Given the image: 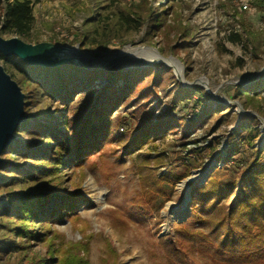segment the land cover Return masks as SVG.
<instances>
[{"label": "trees", "instance_id": "16d2710c", "mask_svg": "<svg viewBox=\"0 0 264 264\" xmlns=\"http://www.w3.org/2000/svg\"><path fill=\"white\" fill-rule=\"evenodd\" d=\"M38 1L0 0V34L18 36L30 42L35 23L34 4ZM89 1L82 32L74 34L73 41L79 42L82 47L89 46L98 49L99 53H105L115 35L140 29L146 24L149 35L157 31L169 32L167 19L174 13L177 16L181 0H170V4H159L156 7L146 3L123 5L121 0ZM252 4L264 11V0H253ZM174 27L177 39H182L178 46L170 45L171 51L177 54L181 47L189 43V32L181 22ZM244 31L247 35L245 40L241 33L232 32L231 41L242 42L246 48L252 44L257 50L261 45L260 34L246 28ZM160 50L163 51V48ZM0 60H3L6 71L21 86L25 94L24 110L31 119L18 126L16 139L2 153L0 264H91L85 255L73 252L75 245L63 252L60 248H51L53 242L48 234L52 231L56 237L61 236L51 227L53 222L65 216L70 218L75 227L85 222L77 209L82 197L81 191L70 194L55 192L64 181L60 171L71 159L73 168L70 169L83 173L90 159L100 153L106 143L117 137L113 120L115 110L132 103L138 105L133 113L142 116L143 124L132 132L133 140L127 146L132 151L167 132L178 130L182 131V139H188L183 140L182 144L194 142L189 139L192 133L207 123L214 113L221 114L222 119L237 118V114L233 115V109L223 112L227 108L208 107L210 95L202 85L184 87L177 82L179 87L172 103L182 99L190 100L195 108L199 107L195 118L173 121L171 114L163 113L155 121L154 111L160 102L158 100L147 108L153 102L151 97L159 98L160 92L168 87L166 75L176 81L171 69L164 64L113 72L105 68L88 69L74 62L58 67H41L30 65L15 55L5 56L1 52ZM122 80L124 83L120 85ZM97 83L101 87L95 91ZM262 91L264 79L248 88L238 85L235 90L237 94H245L247 103L252 104L260 115H263L262 104L257 97ZM78 94L84 95L83 102H77ZM43 96L57 102L56 114L42 104ZM60 118L64 132L57 128ZM257 122L259 119L255 115L242 118L237 127L242 132L235 130L231 136L235 144L228 152L229 157L240 152L241 141L248 144L254 154L243 169L241 183L244 188L241 197L234 199L228 207L220 204L237 187V181L233 180L219 181L211 176L204 185L194 186L191 204L195 208L191 216L200 222L199 226L175 222L172 227L174 234L169 235V239L167 236L159 239L165 245L171 264H190L188 259L196 253L212 260V263L198 264H264V150L253 146L259 135L254 126ZM243 131L247 132L246 136H243ZM26 136L32 139L27 140ZM193 152L199 153V150L194 149ZM193 152H190L187 160ZM20 158L29 159V162L20 163ZM171 175L172 172L167 171L156 176L154 170L140 175V188L131 196L128 206L123 210L110 209L113 226L121 230L130 228L134 218L142 220L144 216L157 212L158 196L166 193L162 182L168 181ZM174 175L177 179L183 178ZM53 180H57L58 184L54 190H49L48 185ZM55 197L57 203L54 209L47 211L46 206H52ZM35 221L42 223L36 225ZM36 227H42L43 232L38 233ZM34 239L48 243L46 257L31 249V241ZM78 245L81 250L87 251L88 244L79 242ZM106 253L103 264H117V252L110 240H107Z\"/></svg>", "mask_w": 264, "mask_h": 264}, {"label": "rangeland", "instance_id": "374dc122", "mask_svg": "<svg viewBox=\"0 0 264 264\" xmlns=\"http://www.w3.org/2000/svg\"><path fill=\"white\" fill-rule=\"evenodd\" d=\"M121 1L123 5L146 3L153 7L170 4V0ZM252 1L247 0L248 9H242L241 0H181L177 16L174 13L167 19L170 33L157 31L154 35H149L146 24L140 29L115 35L109 50L105 53H99L98 49L89 46L82 47L79 42L73 41L74 34L82 32V24L90 6L89 0H40L34 4L35 23L30 42L51 41L70 47L78 46L79 51H75V55L86 68L93 70L105 68L113 72L127 71L126 68L133 64L131 58L145 60L152 55V49L126 53L121 58H109L110 54L119 53L126 47H153L165 58L173 56L179 59L184 83L197 81L202 85L200 82H207L211 91V94L208 93L210 95V99L207 100L208 107L227 108L223 112L233 109V115L237 114L236 119L229 120L222 119L219 113L212 114L207 123L192 133L189 139L194 142L182 144L183 140L188 139H182V131L178 130L174 133L167 132L155 141L132 151L127 148L134 137L132 132L143 124L142 116L133 113L138 105L132 103L115 110L113 120L116 124L114 129H117V137L106 143L100 153L90 159L83 173L70 169L73 168L70 164L71 159H68L67 165L61 168L60 176L64 181L55 192L70 194L81 191L82 197L77 209L85 222H80L78 227H75L68 216L53 222L51 228L61 236L56 237L54 232H49L48 237L53 242L51 248H60L63 252L69 246L75 245L73 252L85 255L91 264H103V258L107 256V240H110L117 252V264H171L165 245L159 239L165 236L169 239L168 236L174 234L172 227L175 222H184L191 226L200 224L191 216L195 208L191 201L184 203L187 188L184 182L187 178L194 177L190 182L191 192L194 186L204 185L211 176L219 181H237V187L220 203L223 206L228 207L234 199L241 197L244 188L241 183L243 169L253 159L254 154L248 144L241 141L240 152L229 157L228 152L235 144L231 139L232 134L235 130L242 132L241 128L237 127L242 118L250 116L241 115L236 102H239L245 110L256 113L257 111L252 104L247 103L245 94H237L235 90L238 85L248 88L264 79V11L253 6ZM178 22L188 28L189 43L174 54L170 45L178 46L182 41L180 38L177 39V30L174 27ZM245 28L260 34L261 45L257 50L252 44H248L246 48L242 42L231 41L232 32L241 33L245 40L247 37ZM160 48H163V51ZM102 57L109 59L103 60ZM0 63L4 64L3 60H0ZM167 67L171 69L176 81H172V77L166 75L165 82L168 87L160 92L159 98L151 97L150 100L153 102H150L147 108L159 100V106L154 111L155 121H158V115L163 113L171 114L173 121L192 120L199 107L195 108L190 100L182 99L172 103L179 87L177 82L184 85L175 75L174 68ZM122 83L123 80L120 81V85ZM100 87V83H97L95 91ZM83 97L84 95L78 94L77 102H83ZM257 98L262 104L263 111V115H259L264 117V91ZM226 101L231 102L226 103ZM42 104L51 112L57 113L58 104L53 99L43 96ZM30 120L29 117L27 121ZM61 121L60 118L57 128L64 132ZM216 123L219 125L214 128ZM243 124L246 125V122ZM254 126L258 129L259 135L253 146L263 151L264 129L261 128L264 125L259 120ZM242 134L246 136L247 132L243 131ZM25 138L32 139L31 136ZM194 149L199 150V153L193 152ZM190 152H193L192 157L187 160L186 158L191 155ZM157 158H160V161H157ZM19 161L26 163L29 159L20 158ZM27 168L26 166L25 169ZM151 170H154L156 176L167 171L173 174L168 181L162 182L166 193L158 196L157 212L144 216L142 220L134 218L130 228L121 230L114 227L110 209L123 210L127 207L131 196L140 188V175L148 174ZM174 174L183 178L177 179ZM57 184V180L51 181L48 189L54 190ZM52 203V206H46L47 211L54 209L57 197ZM41 223L35 221L36 225ZM205 228L209 229L208 226ZM36 231L41 233L43 229L36 227ZM79 242L88 244L87 251L78 247ZM31 244L32 250L42 257L47 256L48 243L44 244L34 239ZM188 261L190 264L212 263V260L199 253L191 256Z\"/></svg>", "mask_w": 264, "mask_h": 264}, {"label": "water", "instance_id": "95a60500", "mask_svg": "<svg viewBox=\"0 0 264 264\" xmlns=\"http://www.w3.org/2000/svg\"><path fill=\"white\" fill-rule=\"evenodd\" d=\"M136 48L138 49L140 47ZM147 48H151L153 51H155L157 53V57L145 63L130 65L131 67L126 68V70H133L135 68H149L155 63H164L165 65L174 68L175 75L185 87L198 84L197 81L190 83L183 82V75L181 72L179 73L177 71L175 66V63L178 64L182 70V65L179 59L174 58L173 56L170 58H165L164 56L160 55V52L157 49L153 47ZM69 51H79L78 46L70 47L68 45L54 43L51 41L32 43L25 41L18 36L5 37L0 34V52L5 56L15 55L30 65H38L41 67H58L69 62L78 63L86 67L78 60V57L75 54H71ZM86 53L92 54V52ZM102 59L106 60L108 58L102 57ZM165 59H173L175 60V63H167ZM200 84H202L206 88L207 92L211 94L206 81H202ZM24 97L25 94L22 91L19 83L11 77L3 64L0 63V163L2 162L3 151L16 139V130L18 126L22 122L27 121L29 118L24 110ZM230 102L231 101H226V103ZM236 104L241 115H255L264 125V117L260 116L254 111L245 110L239 102H236ZM262 129H264V127H262L261 130ZM193 179L194 177H189L184 182L187 184L186 198L184 200V203L186 204L191 201L190 182Z\"/></svg>", "mask_w": 264, "mask_h": 264}, {"label": "bare ground", "instance_id": "6f19581e", "mask_svg": "<svg viewBox=\"0 0 264 264\" xmlns=\"http://www.w3.org/2000/svg\"><path fill=\"white\" fill-rule=\"evenodd\" d=\"M142 49H148L147 47H145V48H132V47H126L124 50H122L121 52H119V53H116V54H112V55H110V57L109 58H116V57H123L126 53H137V52H139L140 50H142ZM69 53H71V54H75V51H69ZM157 57V53L155 52V51H153L152 50V55L151 56H149V58H147V59H145V60H141V59H138V58H136V57H133V58H131V62L133 63V64H131V65H137V64H140V63H145V62H148V61H150V60H152V59H154V58H156ZM108 58V59H109ZM165 61L167 62V63H171V64H174L175 63V60H173V59H165ZM175 66H176V69H177V71L180 73L181 72V68H180V66L178 65V64H176L175 63Z\"/></svg>", "mask_w": 264, "mask_h": 264}, {"label": "built area", "instance_id": "2783aa9c", "mask_svg": "<svg viewBox=\"0 0 264 264\" xmlns=\"http://www.w3.org/2000/svg\"><path fill=\"white\" fill-rule=\"evenodd\" d=\"M241 7L242 9H248L249 5L247 0H241Z\"/></svg>", "mask_w": 264, "mask_h": 264}]
</instances>
